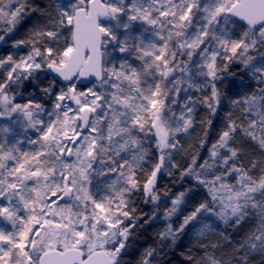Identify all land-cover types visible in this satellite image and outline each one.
Segmentation results:
<instances>
[{"label": "snow or ice", "instance_id": "6c2138e0", "mask_svg": "<svg viewBox=\"0 0 264 264\" xmlns=\"http://www.w3.org/2000/svg\"><path fill=\"white\" fill-rule=\"evenodd\" d=\"M0 46V264H121L152 224L137 264L189 233V264H264V0H0Z\"/></svg>", "mask_w": 264, "mask_h": 264}, {"label": "trees", "instance_id": "16d2710c", "mask_svg": "<svg viewBox=\"0 0 264 264\" xmlns=\"http://www.w3.org/2000/svg\"><path fill=\"white\" fill-rule=\"evenodd\" d=\"M238 70V66H233L231 68V71L236 72ZM247 80V77L245 78ZM28 83V82H25ZM30 84V83H28ZM220 87L221 91L226 93L228 96H234L238 91H240L239 88V81L233 80L231 78L226 79L223 83V85H218ZM21 89H16V91H20ZM193 96L195 97L198 95L197 93H192ZM203 95V94H200ZM229 111L227 102H225V105L221 108L219 115L215 118L214 124L217 128L218 122L221 123V118L223 115ZM206 110L201 107L198 110L197 113V124L195 126V141L193 144L190 145V149L187 150L188 153H193L196 151H199L201 154V160L203 157H206L207 155V150L205 149H199L198 148V140L203 134V128L199 124V120L206 116ZM197 136V137H196ZM215 139V132H213L210 137H209V143H211ZM185 164L181 165V167H186L187 163L190 159V156H185ZM150 167V166H149ZM140 179L143 182L144 180V175H140ZM189 181L185 180L183 182L180 181L179 178V172L176 171L174 172L173 176H169L166 173H163L158 176L157 179V188L158 191L163 194L164 191L170 190V192L178 187L183 190L185 187H189ZM202 193V190H199ZM137 198V205L136 207L138 209H143L146 211L147 206L144 205L143 203V196L139 195ZM250 225L245 224L244 227L240 230L238 234H236V239L239 240L243 237L244 233L248 231ZM156 232H151L149 227L143 229V230H138V234L136 235L135 239L132 241L130 248L126 254H124L121 257V264H137V261L140 257L141 252L147 248L148 246L152 245L155 246L157 241H156ZM228 234H231V230ZM219 237H212L213 240L218 239ZM183 253V255H182ZM188 255H193L196 257L202 256L203 252L195 247V241L192 239L191 234L183 237L171 251L168 252L167 256L164 257V260L162 264H189V261L186 259V256Z\"/></svg>", "mask_w": 264, "mask_h": 264}, {"label": "rangeland", "instance_id": "374dc122", "mask_svg": "<svg viewBox=\"0 0 264 264\" xmlns=\"http://www.w3.org/2000/svg\"><path fill=\"white\" fill-rule=\"evenodd\" d=\"M34 4H38L40 5L42 8L45 7L46 5L51 3V0H33ZM57 2H64V3H68L67 0H57ZM72 3H75V0H71ZM38 13L34 16H32L26 23L23 24V26L20 28L19 32L17 33V36L14 38H21L23 37L24 33L28 30V28H30L33 24V22H35L37 20L38 17ZM65 35H67V33H65ZM8 51V48L6 46H0V55H6ZM23 54V53H21ZM2 73H0V77H2ZM20 91H24L25 94L27 92L33 91V87L31 84L25 83L23 89H21ZM191 95H193L192 93H190ZM183 95V94H182ZM220 122H218V126H220ZM195 130H193L192 135L188 138L182 139L181 143L184 145L186 150L190 149V145L194 143L195 141ZM197 137V136H196ZM176 162L180 165L185 164V158H184V154H179L176 157ZM167 174V173H166ZM168 175V174H167ZM182 191L180 187L176 188L175 190L173 189L170 193H175V192H179ZM162 199H163V194H161ZM202 198V195H197L194 199L195 200H199ZM136 199V205H137V198ZM149 207L147 206L146 211H149ZM188 211H191V206L187 209ZM162 228V225L159 224H152L149 229L151 230V232H157L159 231V229Z\"/></svg>", "mask_w": 264, "mask_h": 264}, {"label": "water", "instance_id": "95a60500", "mask_svg": "<svg viewBox=\"0 0 264 264\" xmlns=\"http://www.w3.org/2000/svg\"><path fill=\"white\" fill-rule=\"evenodd\" d=\"M68 1V0H67ZM91 79H93V82H94V78H91ZM85 84H87L88 83V79H85L84 81H83Z\"/></svg>", "mask_w": 264, "mask_h": 264}]
</instances>
